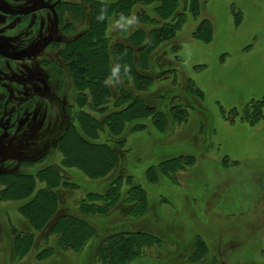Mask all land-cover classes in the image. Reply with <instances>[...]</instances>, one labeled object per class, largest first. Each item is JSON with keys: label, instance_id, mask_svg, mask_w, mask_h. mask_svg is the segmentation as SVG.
Here are the masks:
<instances>
[{"label": "rangeland", "instance_id": "1", "mask_svg": "<svg viewBox=\"0 0 264 264\" xmlns=\"http://www.w3.org/2000/svg\"><path fill=\"white\" fill-rule=\"evenodd\" d=\"M91 1L126 6L106 16L104 35L109 53L128 56V74L111 69L98 105L63 56L89 27ZM127 7L0 0V264H16V241L28 235L35 237L25 264L51 248L39 264H97L107 241L134 234L152 246L130 264H264V0ZM136 101L153 113L117 134L110 117ZM86 117L102 123L90 132ZM82 141L101 149L84 153L97 172L99 156L109 155L107 176L89 178L74 164ZM56 174L65 186L52 187L51 216V198L36 199ZM117 182L112 210L111 198L90 201ZM83 203L106 210L83 213ZM59 216L91 228L81 232L89 238L82 249L58 251Z\"/></svg>", "mask_w": 264, "mask_h": 264}, {"label": "trees", "instance_id": "2", "mask_svg": "<svg viewBox=\"0 0 264 264\" xmlns=\"http://www.w3.org/2000/svg\"><path fill=\"white\" fill-rule=\"evenodd\" d=\"M87 2L90 0H86ZM149 1V0H148ZM92 2V1H91ZM90 3V2H89ZM132 3V0H128V7L129 4ZM126 6L123 4L122 6H119L118 8H115L114 5H102L101 3L92 2L88 5V14L90 16L89 18V27L82 31L78 36H76L74 39L68 41L65 45V54L63 49V56L65 59L69 62V67L73 70L72 77L79 89L85 88L88 90L89 95L94 100V104L98 105L100 103V100L104 97L106 94V84L108 78L111 76V69L113 67L119 68V70H123L124 73H127L126 67L123 69L121 68L122 64L127 63L125 57L128 59V56L116 54L115 52L109 53V45H107L106 39H105V26H106V16L110 13V15L115 16L114 14H122L124 13V10ZM82 11V9H81ZM172 10L170 9V12ZM114 13V14H113ZM127 13V12H126ZM125 13V14H126ZM120 50V48H119ZM114 55L113 62L110 61L109 57H112ZM62 56V53L60 54ZM62 56V57H63ZM66 56V57H65ZM128 64V63H127ZM128 74V73H127ZM140 78V77H138ZM137 78V80H138ZM140 80V79H139ZM142 80V79H141ZM140 80V81H141ZM149 113H153V108H149L148 106L144 104H140L139 101L135 102L133 105L129 106L126 109L121 110L120 112L115 113L112 115L109 119L108 125L111 128H116V133L119 134L122 129L124 128L125 124L129 120H133L137 117H144L148 115ZM102 122L95 121L94 119L90 117H86L83 124L84 127L87 128L90 132L95 129V126L98 124H101ZM83 142L82 146V152L75 151V156H73L72 160L74 161V164L82 165L83 168L86 170L87 176L89 178L93 177H99V176H107L108 169L110 168L111 158L108 154H101L99 157L102 159L104 167H102V172L96 170V166L92 163H87V159L84 157V153H94L95 148L92 144ZM85 142V143H84ZM101 150V149H99ZM78 152V153H77ZM95 155V154H94ZM95 157L94 159H96ZM110 159V160H109ZM106 171V172H105ZM57 176V174H56ZM57 182L53 183L54 185H50L44 191H40L38 193L37 201L41 199V197H50L51 202L49 204V207L52 208L51 216L54 214V209L56 208L55 203V192L52 190L54 187L56 188L58 185L65 186L61 181H59L58 176ZM56 181V180H55ZM113 184V186L107 187V193L105 196H99V195H92L89 197L90 201L95 204L94 202H98L100 200L107 201V199L111 198V203H109L108 206L110 210H112V206L114 203L113 199H115L117 202H120L121 200V194L118 193V185ZM53 187V188H52ZM111 187H114L112 190ZM128 195V193H127ZM53 198V199H52ZM90 202V203H91ZM89 204L83 203L80 206V210L83 213H101V210H106L105 207L100 206H92ZM41 206L43 203H39ZM43 208V207H42ZM96 211V212H95ZM44 213V211H43ZM39 220V219H38ZM34 223V222H33ZM88 230L89 232H92L91 228H88L86 223L74 218V217H67V216H59L56 219V222L53 223L52 227V233L57 234L58 241L56 240V245L58 251H61L63 253H67L66 251H78L82 249L85 244L88 242L85 238L82 240L81 232L84 230ZM83 235V234H82ZM117 236V235H116ZM114 237L111 239L109 244H105L101 246L98 250V257L95 256V262L97 264H130L134 261H136L142 254L141 251L143 249L150 248L152 246V238H149L147 235L142 234H134V235H120L117 237ZM34 237L28 235L23 241H16L17 246L19 247V253L18 257L16 258V264H25L23 260L28 257L30 254L32 245L34 242ZM151 239V240H150ZM56 250V249H54ZM52 248L51 251H47L46 253H43V255L36 254L34 261L39 264L42 260H45L50 256L48 255V252H54ZM25 261V260H24ZM43 262V261H42Z\"/></svg>", "mask_w": 264, "mask_h": 264}, {"label": "water", "instance_id": "3", "mask_svg": "<svg viewBox=\"0 0 264 264\" xmlns=\"http://www.w3.org/2000/svg\"><path fill=\"white\" fill-rule=\"evenodd\" d=\"M39 90H40V89H39V88H37V89L35 90V92H39Z\"/></svg>", "mask_w": 264, "mask_h": 264}]
</instances>
